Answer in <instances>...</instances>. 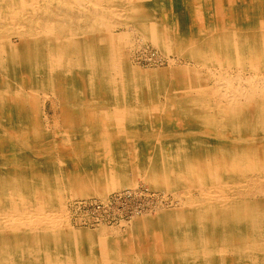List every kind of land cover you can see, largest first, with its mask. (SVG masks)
<instances>
[{
    "label": "bare ground",
    "instance_id": "6f19581e",
    "mask_svg": "<svg viewBox=\"0 0 264 264\" xmlns=\"http://www.w3.org/2000/svg\"><path fill=\"white\" fill-rule=\"evenodd\" d=\"M129 1L131 0H0V24L16 27L10 28L8 38L0 36V67L7 77L13 74L15 79L13 86L0 90V159L3 166L10 167V182H5L0 175V264H121L117 258L109 259L107 238L100 236V233L76 234L70 229L66 231L64 200L70 192L69 183L59 178V169L51 162L49 167L44 166V170L37 162L41 154L37 153L40 141L43 144L42 139L46 136L44 132L38 135L36 131L40 125L37 92L47 89L52 91V95L69 93L71 112H78L82 117L81 123L87 124V128L97 127L98 133L86 132L78 140L79 146L94 143V150L91 148L93 152L77 148L76 151L87 167L96 170L99 168L108 173L105 176H108L110 188L117 189L132 183L133 178L123 175V178L114 180L112 175L120 167L125 169L121 162H126L127 155L131 154L129 157L133 161H145V170L157 160L158 170L173 178L174 184L186 197L184 205L189 206L196 215H201L207 209L206 203L219 205L220 202H228L227 211L230 215L231 211L243 206L244 223L237 231L231 230L241 234L243 242L236 244L231 250L220 246L210 248L207 246L205 230L199 226L198 231L195 230L198 232L197 236L192 234L190 237L189 232L184 234V247L181 244L182 249L184 248L181 257L183 264H212L217 256L222 255H231L228 259L224 257L228 264H264V216L256 208L246 209L250 206L245 198L242 202L234 196L246 190L251 178L264 174V155L256 157L244 147L248 141L249 144L254 142L261 151L264 146V113L261 114L264 111V0H132L145 6L150 11L148 14H142ZM50 7L52 32L48 36L52 40V51L50 49L49 52L48 49H42L46 44L40 43L43 35L41 21L35 19L41 11L47 12ZM61 11L71 13L72 19L77 15L76 23L74 24L73 19L67 26L55 15V12ZM29 19L36 23H31L32 20ZM28 26L33 28V36L26 34L25 28ZM117 28H120L119 32L115 33ZM133 29L142 33L165 53L176 54L177 58L184 60L182 66L169 67L173 73L171 78L176 81L170 78L173 82L170 80L168 91H173L176 95L189 92L195 97L181 103L190 112L201 116L196 118L203 121L204 131L197 133V136L193 133V136L183 134L187 125L178 124L180 119L176 118L177 114L170 117V120H159L160 123L168 120L165 125L154 122V114L150 113L159 110L163 117L167 106L160 105L161 108H158L148 102L149 97L147 101L149 93L153 96V93L158 94L159 91L157 83L153 81L154 74L142 71L129 62L126 47L132 38L130 36ZM216 29L221 32L218 40L213 35L218 32ZM43 30L48 31L46 28ZM253 32L261 34L256 41L251 35ZM216 42L218 48L214 44ZM45 65L52 75L50 83L40 79ZM232 69L239 76L236 84L232 81L235 79L227 77ZM184 73H188L193 82L184 85L180 78V74ZM221 76L225 81L224 90L209 85L211 77ZM76 79L80 80L87 96L84 102L78 101L74 85ZM174 82L175 87L171 89ZM194 82L200 83V88H196ZM108 97L111 99L110 104L106 102ZM102 102L109 112L98 111V105ZM171 105L170 111L183 109L179 102H172ZM71 121L72 119L69 123ZM225 121L229 122V132L224 131L227 128ZM175 126H179L182 131H177L180 128ZM131 130H139L138 133L141 130L143 139H154L156 159L153 156L145 157L142 151L134 148ZM192 131L195 132L193 129ZM58 135L59 138L62 137L61 140L69 137L64 131H59ZM202 136L212 140L219 155L223 153L226 144L229 146L230 153L224 164L221 162V166H215L213 161L214 164L210 167L207 162L205 163L209 166L199 161L202 163L192 167L182 163L184 155L204 146ZM102 138L105 139L108 158L100 156L97 150L102 144ZM74 145L77 144H71L72 147ZM24 173H28L27 177ZM102 174L104 177V173ZM163 177L164 181L168 180ZM192 189L199 192L198 201L192 202ZM211 193L213 198L210 199ZM190 210H187L188 215ZM218 230L212 232L217 234ZM181 235L183 236L182 232ZM220 235L217 236L218 240ZM177 237L181 238L180 233ZM81 240L85 241L82 247L78 245Z\"/></svg>",
    "mask_w": 264,
    "mask_h": 264
},
{
    "label": "rangeland",
    "instance_id": "374dc122",
    "mask_svg": "<svg viewBox=\"0 0 264 264\" xmlns=\"http://www.w3.org/2000/svg\"><path fill=\"white\" fill-rule=\"evenodd\" d=\"M132 2L134 3V7L139 9V11L142 14H148L147 12H150L145 6L138 4V3L136 4L135 1L131 0L128 3L132 5L133 4ZM41 12L39 13V17L37 19H35V21L39 20V22L40 21L42 22V23L40 22V26H41L43 35H42V38L40 39V43H41V45L46 44L45 47H42V49H44V51L46 49H48L47 51L50 52V49L52 51V40H51V37L48 36V34L52 32V7H50V9L47 12H44V11H41ZM57 12H55V15L58 16L59 19H62L63 22L68 24L67 26L70 25L71 20H73V19H75L74 24L76 23L77 15H74L73 19H72V17L70 18L71 13L66 14L62 11L59 13H57ZM45 13H46V15H45ZM112 17L116 20V18L114 16H112ZM27 20H28V18H27ZM30 20H32V19H29V21ZM35 21L32 20L31 23L34 24V23H36ZM44 23H46V24H44ZM44 25H45V27H44ZM42 26H43V28H42ZM0 28H2V29H0V36L8 38L7 36H9V34H11L10 28H16V27L15 26L11 27V25L8 27L7 25H1L0 24ZM45 28L48 31L44 32L43 29H45ZM118 29H120V28H117L115 33L119 32ZM216 31H218V32L214 33L213 35H215V38L217 36L216 40H218L221 36V34H220L221 32H219V30H217V29H216ZM5 32H8V34ZM25 32H26V34H28V36L29 35L33 36V34H34L33 28L32 27L30 28V26L25 28ZM5 34H7V35H5ZM251 35H252L254 41H256V39L259 38V36H261V34L259 32H253V33H251ZM130 37H132V38H130V41L126 47V49L129 51V62H130V64L137 67L138 69H140L142 71H147V72H151L152 74H154L153 81H154V83H157V86H158V90H159L157 92L158 94L153 93V96H152V93H149L146 97L147 101H148V97H149L148 102L157 106L158 108L159 107L161 108V106H167V112L164 113L163 117H162V114L159 110H156L155 113L154 112L150 113V114H154L153 115L154 122L156 124H162V125L164 124L165 125L166 124L165 122L170 120V117L176 116V114H177L176 118L180 119L178 124L181 126L187 125V126H185V131H183L184 132L183 134H185V135L190 134L191 136H193L192 135V133H193L195 136H197L198 135L197 133H201L202 131H204V126L202 127L203 121L199 120L200 121L199 122L198 119H201V118H196V117H201L200 114L194 113L192 111L190 112L187 109V107L183 106V103H181L182 101H185V99L190 100V99H193L195 97L190 95L189 92H181L180 94L176 95V94H173L175 92L172 91L169 93V91H168V88H169L168 85H169L170 80L172 79V80L176 81L174 78H171V76L173 77V73L171 71V68H169V67L182 66V65H184V60L182 58H177L176 54L165 53L161 48H158L156 45L152 44L150 42V40H148V38L144 37L143 34L137 30L133 29L132 35ZM28 41H29V44L32 43L30 39ZM13 42H14V38H13ZM214 44H215L216 48H218L217 42ZM96 51H97V47L94 49L95 53H96ZM156 69H157V71L155 72ZM47 71H48V73H47ZM204 72H206V70H204ZM50 75H51V73L49 72L47 65H45L44 74L41 75L40 79L41 80L44 79L45 83H50V77L52 76V75L51 76ZM246 75L247 74H245V76ZM45 76H46V78H45ZM57 76H59V75H57ZM180 76L179 77L182 78V80L184 81V85L190 84L191 82H193L190 79L191 77L189 76L188 73L180 74ZM186 76H187V78H186ZM227 77L235 79L232 81L235 82L234 84H236V82H237L236 80H238L239 76H238L236 70L232 69L229 71ZM172 80H171V82H173ZM14 81H15L14 75L11 74L10 76L7 77V74L4 71V69L2 67H0V90L1 89H3V90L8 89L9 86H13L15 83ZM74 82H75L74 85H76L75 88L77 89L78 101L80 100V102L81 101L84 102V100L87 99V96H85L83 85L81 84L80 80H78V79H76ZM196 83L198 86L196 85ZM196 83L194 82V86L196 88H198V87L200 88V83H198V82H196ZM208 83L211 87L219 88L221 90H224L226 87L223 76H221L220 78L211 77L209 79ZM62 85H64V84H62ZM48 87H50V85ZM173 87H175V82H174L173 86L171 87V89ZM57 89H58V85L56 86V90ZM64 89L66 90L67 87H65ZM50 93H51V95H50ZM185 94L186 95L188 94V95L186 96ZM41 95H42V97H41ZM43 96L45 97V99ZM37 97H38V110H39L40 125H38L39 129H37L36 131H38V135H40V132H44L46 135L42 139V140H44L43 144L40 141V143H41L40 149L38 150L37 153H41V154L38 156L37 162L40 164V168H42V170H44L45 165L49 167V163L51 162L53 165L56 166L57 170L59 169L57 171L59 174V178L60 179L62 178L63 180H66L69 183V191L70 192L64 200V210H65L66 217H67V222H66V224H67L66 231L67 232L70 229V231H73L76 234H78V232L79 233H84V232L90 233L91 232V233H98V234L100 233L99 234L100 236L102 235L103 237L107 238L108 245H109L108 246V248H109L108 254L111 257L109 259L112 260V258H113V260H115L117 258L121 264L122 263H124V264H156V263L157 264H163V262H164V264H183L181 257L184 253V248L182 249V247H184L182 244L184 242L183 238L186 237L184 234L186 232H189L190 237H192V234H194V236L195 235L197 236V234H198L197 231H198L199 226L204 228L206 242L208 243L207 246L208 247L210 246V248H214V247L217 248L220 246L221 248L224 247V249L231 250L236 244L238 245L239 243L243 242L241 240L242 237H240L241 234H239L238 232L236 233V232L231 231V230L237 231L239 229V227L242 226L244 223L245 216L243 214V208H242L243 206L239 207L240 210L238 208H236L235 210L231 211V215H230L229 211H227L228 210V202H223V203L220 202L219 205L214 204L215 207L212 203H206L205 207L207 209L204 212H202L201 215H196L195 212H192V209L190 210L189 206L187 207L184 205V203H186L185 202L186 197L180 191L179 187H177V185L174 184L173 178L167 177L166 175H164V173L161 174V171L158 170L159 169V162H157V160L154 161L156 163L152 162V164H151L152 166L149 169L145 170V167H144L145 161L144 162L143 161H140V162L133 161L132 158L130 159V157H129L131 154H128L127 155L128 160L126 159V162H123V161L121 162L125 165V169L120 167L119 170L113 172L112 175H113L114 180L115 179H121L124 176L129 178V179L133 178V179H131L132 183H130L129 185L119 187L117 189L110 188L109 182H108V176H105V174L107 175L108 173H105L104 171L102 172V169H99V168H97V170H96V168L93 169V168L87 167L85 165V163H83L80 160V158H79L80 155L76 151V148L81 149V150L86 151V152L94 150V148L96 146V145H94V143H91V144L87 143L85 145L79 146L78 140H80V138H81L80 135L81 134L83 135L86 132H88V134L91 132H93V133L97 132L98 133L97 127L92 126L93 128L92 127L87 128L86 127L87 124L81 123V118H82L81 115L78 112H74V113L71 112V107L69 105L71 95H69V93L66 94V92H64V95L62 94L61 96H58V94L52 95V91L47 89L44 92H42V90L38 91ZM182 97H183V100H181ZM163 98H164V100H163ZM101 99L104 100V97H102ZM170 101H171V103H170ZM106 102L109 104L111 103L110 97H108V99H106ZM172 102L173 103L179 102L180 106L182 105L181 107H183V109L181 110V108H179L180 111H179V109H171V111H170V108L172 106L171 105ZM98 106H99L98 111H100V112L104 111V113L109 112V109L104 106L103 102L101 105H98ZM262 113H264V111L261 112V114ZM59 115H60V117H59ZM162 118H165V119L167 118L168 120H166L165 122L162 121L163 123H160L159 120ZM71 119H72V121H71V123H69V121ZM262 120L264 122V114H262ZM225 122H226L227 128H225L224 131L229 132L230 131L229 122L228 121H225ZM51 124H53V125H51ZM68 124H71V125H68ZM175 127H177V126H175ZM157 128L159 129L158 125H157ZM157 128H155V130ZM177 128H180V127L178 126ZM192 129L195 130L196 133L193 132ZM179 130L182 131L181 128L178 129L177 131H179ZM59 131H61V132L64 131L67 134H69V137L67 138V140H61L62 137L59 138V135H58ZM138 131L139 130H131L130 131L131 142L133 141L132 143H134L133 144L135 146L134 148H137V149H139V151H142L144 154V155L143 154L142 155L145 157L147 156V157L151 158L153 156V158H155L156 156L154 155V149H155V147H154L155 141H153L154 139H151V140L143 139V137L141 135V133H142L141 130H140V133H138ZM163 131H166V130H163ZM131 132L133 133L132 135H131ZM200 135H202V134H200ZM202 138H203L202 140L204 142V146L200 147L199 150H196L197 153L191 152V153L187 154V156L184 155L183 159L185 160V158H186V160L185 161L182 160V163L189 165V166H192V167H195L198 165V163H202V162H203V164L205 162H207L210 165V167L212 166L211 164H214V163H215L214 164L215 166H221V164H224L228 160L227 155H229V153H230L229 152L230 148L228 149L229 146L226 144L224 146L223 153L221 155H219L215 146H213V142H211L212 140L210 138H208L207 136H202ZM72 139H73V142H72ZM86 141H88V139H86ZM101 141H102V144L99 146L100 150L99 149H97V150L99 151L100 156L102 155L103 157L108 158L109 155L107 154V147L104 145L105 139L102 138ZM226 141H227V139H226ZM44 142H45V144H44ZM74 142L77 145H74V147H72L71 144H73ZM248 142H247L248 145L246 144V146H244V147L250 153L253 152L251 154L256 155V157L264 155V154H261V153H264V150H263L264 146H263V149L261 151V150L257 149L258 147H256V144L254 142H253V144H255V145H253L252 143L249 144ZM44 145H46V146H44ZM64 146H65V148H64ZM91 148H92V150H91ZM60 150H62V151H60ZM45 152L47 153V156L45 155L46 154ZM42 153H44L45 156ZM213 153L215 155H213ZM224 153H225V155H224ZM197 154H199L200 156ZM205 157H206V159H205ZM202 158H203V160H202ZM217 160H219V162ZM199 161H202V162H199ZM213 161H214V163H213ZM216 162L218 163V165ZM221 162H223V163H221ZM2 163H3V161L1 160L0 161V175H2V178L4 179V181L8 183V182H10L9 181L10 180V174H9L10 167L9 166H3ZM207 163H205L204 165L209 166ZM139 166L141 167L142 170L140 169ZM140 170L143 174H141ZM133 171H134V174H133ZM126 172H127V174H126ZM95 173H96V176L94 175ZM102 173H104V177H103ZM23 175L25 177H27L28 173H24ZM132 175H134V176H132ZM160 175L165 176L168 180L164 181L165 180L164 177L162 176V178H161ZM100 178H101V181H100ZM101 182H102V184H101ZM74 184L76 187L74 186ZM87 184H88V186H87ZM165 185H167V186H165ZM174 187H176V188H174ZM95 188H96V190H95ZM98 188H100V189H98ZM162 188H164V189H162ZM124 190H126V191H124ZM81 191H83V192H81ZM176 191H178V192H176ZM96 192H99V193H96ZM101 192H102V196H101ZM97 195H99V196H97ZM209 195H210V199L213 198V193H211ZM179 196H180V199L178 198ZM234 196H235V198L240 199L241 201H242V199L244 200V198H245L246 203L248 201L247 205L250 206V207H247L246 209H248V208L251 209V207L256 208L258 210V212L262 213L264 216V206H263L264 204L261 203V202H264V200H263L264 199V174L261 176H256L254 178H251L246 185V190L241 192V193H236ZM190 198H191L192 202L198 201L199 192L195 189L190 190ZM173 200H176V201H173ZM258 200H260L261 202H259ZM94 201H97V203L102 202L103 204L107 205V207H109V209L105 207L106 210L100 213V216L98 217V219H94L93 215L90 212L86 211V208L88 206H90V204H92ZM78 202H80V203H78ZM242 202H244V201H242ZM102 203H100V204H102ZM182 205H184L185 207ZM184 208H185V210H184ZM186 209L188 211L190 210L191 215L190 214L188 215L189 212L187 213ZM236 210H237V212H236ZM215 211L217 212L216 215L214 214ZM223 212H224V214H222ZM228 213H229V215H228ZM226 215H228V216H226ZM240 215L242 216V220H241ZM234 216L235 217L237 216L236 217L237 220ZM174 220H176V221L178 220V221L176 222ZM233 221H235V222H233ZM197 223H198V225H197ZM234 225H235V227H234ZM172 229H173V231L175 230L174 231L175 233L172 231ZM176 229H177V231H176ZM196 229H197V231L195 232ZM216 229H219L218 230L219 233L214 234V232H212V231H214ZM76 230H77V232H76ZM192 230H194V231H192ZM171 232H173V233H171ZM181 232H182L183 236L181 235ZM179 233H180L181 238L177 237V236H179ZM218 235H220V237H219L220 240H218V238H217ZM172 236H173V238H172ZM238 237H240V238H238ZM172 239H173V241H172ZM180 239H182V240H180ZM229 240H230V242H229ZM84 243H85V241L81 240L78 242V245H81V247H82V244H84ZM132 244L134 245V247ZM179 244H180V246H179ZM181 244H182V247H181ZM178 247L180 249H178ZM173 248H175V249L173 250ZM165 250H167V251H165ZM162 252H163V254H162ZM176 253H178V255ZM121 254H122V256H121ZM129 257H130V259H129ZM224 257L226 259H228L229 257H231V255H227V256L222 255L220 257L217 256L215 258L216 260H213L212 264H228L227 261L224 260ZM187 264H191V263H187Z\"/></svg>",
    "mask_w": 264,
    "mask_h": 264
},
{
    "label": "built area",
    "instance_id": "2783aa9c",
    "mask_svg": "<svg viewBox=\"0 0 264 264\" xmlns=\"http://www.w3.org/2000/svg\"><path fill=\"white\" fill-rule=\"evenodd\" d=\"M100 203L102 202L97 203V201H94L92 204H90V206L86 208V211L90 212L93 215L94 219H98V217L100 216V213L106 210L105 207L109 209L107 205L103 203L100 204Z\"/></svg>",
    "mask_w": 264,
    "mask_h": 264
}]
</instances>
